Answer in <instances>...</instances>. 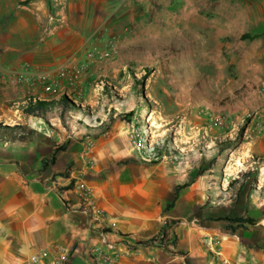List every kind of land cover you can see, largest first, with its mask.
<instances>
[{
  "label": "rangeland",
  "instance_id": "374dc122",
  "mask_svg": "<svg viewBox=\"0 0 264 264\" xmlns=\"http://www.w3.org/2000/svg\"><path fill=\"white\" fill-rule=\"evenodd\" d=\"M107 21L80 64L61 76L54 73L50 99L36 100L57 101L65 95L70 110L61 115L51 108L46 121L27 116L23 109L38 85H26L24 95L15 87L3 90L0 111L9 112L18 124L2 121L8 129L0 130L11 139L18 132L38 139L48 131L61 139L59 147L89 140L93 169L118 170L128 163L142 171L169 168L191 174L184 187L203 176L204 204L170 219L157 237L168 253L167 264L188 263L176 241L179 228L192 219L214 229L213 238L202 240L201 247L211 264H264V152L251 148L254 138L264 137L256 1L114 0ZM141 139L158 141L177 158H140L136 146ZM238 155L245 160L235 162ZM250 162L257 168L251 169ZM245 168L254 176L244 186L233 184L231 177ZM212 200L215 210L204 212ZM253 201H260V210ZM236 216L253 221L227 220Z\"/></svg>",
  "mask_w": 264,
  "mask_h": 264
},
{
  "label": "crops",
  "instance_id": "0c3cea01",
  "mask_svg": "<svg viewBox=\"0 0 264 264\" xmlns=\"http://www.w3.org/2000/svg\"><path fill=\"white\" fill-rule=\"evenodd\" d=\"M255 1L260 10L257 39L260 104H264V0ZM113 5L114 0H0V66L19 67L28 62L35 70L58 74L60 69L80 64L85 49L97 45L98 33L106 30ZM14 87L22 95L29 91L26 85L13 86L0 79L1 92ZM34 90L42 94L41 87ZM48 95L40 99L49 100ZM0 116L12 118L7 111H0ZM44 133L33 139L18 132L20 138L0 141V264H29L30 255L55 244L70 249L65 264H167L168 253L158 238L139 242L162 237L170 219L183 218L204 204L203 176L187 181L167 208L175 186L184 185L190 173L175 174L169 168L142 171L131 163L118 170L93 169L82 156L84 141L70 140L58 150L61 139ZM251 146L253 153L264 152V137L254 138ZM94 154L99 157L101 153ZM42 159H46L44 166ZM236 159L237 163L245 160L243 155ZM248 166L257 168L251 162ZM251 169H243L247 176L242 171L231 177L232 183L244 186L254 176ZM80 180L93 188L91 200L104 211L103 218L94 216L81 197ZM245 200L249 202L247 196ZM252 203L260 210V201ZM214 204L208 201L204 212L215 210ZM227 204L223 203L224 214ZM194 221L179 228L176 246L184 250L185 264H211L201 247L202 240L213 238L214 229Z\"/></svg>",
  "mask_w": 264,
  "mask_h": 264
},
{
  "label": "built area",
  "instance_id": "2783aa9c",
  "mask_svg": "<svg viewBox=\"0 0 264 264\" xmlns=\"http://www.w3.org/2000/svg\"><path fill=\"white\" fill-rule=\"evenodd\" d=\"M91 56V55H90ZM63 70L60 69L57 76L63 75ZM56 75H52L49 72L35 70L32 65L28 62H24L20 67H15L14 65H8L7 67L0 66V79L4 80L6 83L12 85H31L37 84L41 87L42 94L33 93L31 100L35 102L40 99L41 95H47L51 90L52 85L55 80H52ZM217 120V118H216ZM91 141L85 140L83 144L82 156L88 167H93V161L90 156ZM137 155L144 160L156 159L159 155L164 158L170 156L172 158H177L176 152L172 154L170 150L165 151L163 145L155 140L141 139L140 143L136 146ZM78 187L81 190V197L90 208L91 213L99 218H103L104 211L95 208L93 206L91 196L93 193V188L86 185L82 180L78 181ZM70 256V249L64 245H51L49 247L43 248L29 257V264H65Z\"/></svg>",
  "mask_w": 264,
  "mask_h": 264
},
{
  "label": "trees",
  "instance_id": "16d2710c",
  "mask_svg": "<svg viewBox=\"0 0 264 264\" xmlns=\"http://www.w3.org/2000/svg\"><path fill=\"white\" fill-rule=\"evenodd\" d=\"M68 105L72 106V103L66 98L65 95H61L60 97H58L57 101H41L40 100V101H36L35 103L29 102L28 105L23 109V111L25 112V115H27V116L38 117V118L46 121L47 120V114L50 112L51 108L59 110L60 114L62 115L65 112H67L68 110H70V106H68ZM0 129H8V127H3L0 125ZM9 138L10 137L5 136V133H3L2 130H0V141L8 140ZM19 138H20V136H19ZM63 148H64L63 146H60V147H57L56 149L62 150ZM45 160L46 159L41 160L42 166H44L46 164ZM62 174H65V173H62ZM243 175L247 176L248 173H243ZM183 186L184 185H176L175 186L173 198L170 201V203H168L166 205L167 208L172 207V205L174 204L175 200L178 197V193H179L180 189ZM227 220H229L232 223H236V224L253 221V219H251V218H248V217L243 218L241 216H236V217H233V218H230ZM153 241H157V237L149 239L148 241H145L142 243L139 242V243L144 244V243L153 242Z\"/></svg>",
  "mask_w": 264,
  "mask_h": 264
},
{
  "label": "bare ground",
  "instance_id": "6f19581e",
  "mask_svg": "<svg viewBox=\"0 0 264 264\" xmlns=\"http://www.w3.org/2000/svg\"><path fill=\"white\" fill-rule=\"evenodd\" d=\"M0 122H2L3 125L10 126V127H15L18 123L16 119H13V118L4 119L2 118V116H0Z\"/></svg>",
  "mask_w": 264,
  "mask_h": 264
}]
</instances>
